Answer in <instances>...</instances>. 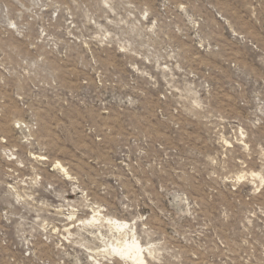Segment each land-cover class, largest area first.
Wrapping results in <instances>:
<instances>
[{"label":"rangeland","instance_id":"rangeland-1","mask_svg":"<svg viewBox=\"0 0 264 264\" xmlns=\"http://www.w3.org/2000/svg\"><path fill=\"white\" fill-rule=\"evenodd\" d=\"M96 210L264 264V0H0V264H123Z\"/></svg>","mask_w":264,"mask_h":264},{"label":"bare ground","instance_id":"bare-ground-1","mask_svg":"<svg viewBox=\"0 0 264 264\" xmlns=\"http://www.w3.org/2000/svg\"><path fill=\"white\" fill-rule=\"evenodd\" d=\"M93 213V216H89L86 219L77 218L76 221L73 218L75 214H72L69 226L71 229H75L78 222H83L85 226L87 224L98 229L102 238L105 239L110 236L109 242H112V247L110 246L109 252L111 251L110 254L115 253L119 257V261H124L123 264H149L147 261V249L140 243L138 238L135 240L137 236L130 231L134 228L132 229L128 222L115 218H106L105 215H102L97 210ZM72 225L74 226L72 227ZM104 230L107 231V235Z\"/></svg>","mask_w":264,"mask_h":264}]
</instances>
